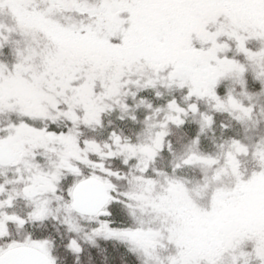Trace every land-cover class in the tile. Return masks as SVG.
<instances>
[{
	"label": "snow or ice",
	"instance_id": "snow-or-ice-1",
	"mask_svg": "<svg viewBox=\"0 0 264 264\" xmlns=\"http://www.w3.org/2000/svg\"><path fill=\"white\" fill-rule=\"evenodd\" d=\"M0 264H264V0H0Z\"/></svg>",
	"mask_w": 264,
	"mask_h": 264
}]
</instances>
